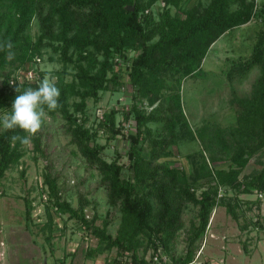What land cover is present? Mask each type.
<instances>
[{
  "label": "trees",
  "instance_id": "1",
  "mask_svg": "<svg viewBox=\"0 0 264 264\" xmlns=\"http://www.w3.org/2000/svg\"><path fill=\"white\" fill-rule=\"evenodd\" d=\"M229 1L212 0L207 7L203 8L200 4L186 9L185 18L177 14L173 16L167 8L157 20L152 13L144 14L157 0H58L53 6L58 30L54 31L52 27L55 16L45 15L43 32L34 42L28 30L40 8L39 0H0V42L12 41L15 56L10 61L16 64L0 84V116L5 111H11L16 96L25 89L37 88L46 76L55 77L61 93L60 107L50 111L48 116L57 118L62 115L71 126L74 142L85 159L99 169L108 187L110 205L122 212L121 226L116 235L107 231V225L103 228L96 226L95 218L88 219L85 215L88 199L82 198L79 206L73 207L63 198L58 177L49 170V166V172L44 176V186L52 206L60 213H69L70 218H77L87 229L86 234L94 232L103 243L93 251L92 256L116 247L117 256H125L131 251L133 264H151L146 256L150 247V254L162 249L170 256L171 261L164 264H194L216 207L224 206L236 221L240 220V214L246 215L244 204L248 209H252L253 205L261 208L264 201V171L251 178H241V174L252 155L264 148V27L259 31L252 55L234 62L228 73L233 81L235 77L245 76L255 66L260 68L251 94L234 97L238 120L232 129L204 125L196 128L195 132L184 111L180 93L182 78L197 76L201 72V60L211 44L224 32L254 18L264 22V1L256 6L253 0H242L241 6L234 11L229 10ZM180 2L165 0L167 5L174 4L179 8ZM157 34L158 39L153 41ZM56 40L60 43L55 49L61 52L64 67L69 62L77 64L75 77L79 82H65L64 73L59 70L48 72L34 67L44 60V46H50ZM89 45L103 51L102 61L85 51ZM72 48L78 51L76 60L70 52ZM127 48L139 50L126 66L136 89L135 97H148L151 104H158L152 112L133 105L137 132L129 134L130 147L126 153L116 151L117 158L108 161L102 155L104 146L90 144V138L96 134H91L86 127V101L90 96H98L99 90L107 88L106 74L113 66L111 59L116 52ZM85 60H89L87 66L83 64ZM98 62H101L99 71L92 73L91 67ZM7 63L6 51H0V66ZM26 66L34 69L35 79L11 84V77L19 68ZM176 73L177 77L174 76ZM168 76L175 77L174 84L166 80ZM75 87L84 90L81 101L75 103L73 112H70L69 97ZM116 113L114 109L106 113L104 123L114 134L121 132L115 125ZM160 119L165 120L164 127L169 136L153 137L152 129L147 125L151 120ZM186 132L194 140L199 137L203 145L197 153L188 156L194 166L191 173L178 166L158 162L160 157L169 154L175 136L180 138ZM13 135L28 134L19 128L11 131L0 129V183L7 171L25 155V146L11 141ZM42 137L43 131L40 130L31 137V141L34 150L47 157L42 148ZM146 141H149V147H145ZM122 157L128 159V165L119 161ZM227 159L230 162L226 167L216 165ZM44 186H41V190L45 193ZM199 189H203L200 195ZM243 193H256L257 197L253 201L244 200L241 197ZM189 201L198 208L197 222L189 229L185 251L177 256L171 254L170 246L183 229L182 210ZM25 204L27 221H32L33 201L26 199ZM49 216L52 223L53 218ZM260 217L258 214L257 218H249L240 226L242 232L264 230ZM140 236L146 239V247L138 259L135 250ZM249 241L250 237H247L243 248L251 255ZM117 258L115 261L124 262ZM60 264H65V261Z\"/></svg>",
  "mask_w": 264,
  "mask_h": 264
},
{
  "label": "rangeland",
  "instance_id": "2",
  "mask_svg": "<svg viewBox=\"0 0 264 264\" xmlns=\"http://www.w3.org/2000/svg\"><path fill=\"white\" fill-rule=\"evenodd\" d=\"M212 0H181L180 8L174 4L167 5L165 0H157L144 14L152 13L158 20L159 14L169 8L171 14L185 18L186 9L200 5L207 7ZM248 2L251 0H247ZM256 6H260L264 0H253ZM58 0H42L38 13L32 19L28 34L34 42L42 34L44 28L43 17L55 16L53 30H58V21L53 11V6ZM242 0H231L228 3L229 10L234 11L241 6ZM264 27L260 19H252L250 22L233 27L224 32L211 44L207 54L201 60L202 70L197 76L182 78L180 87L181 99L184 111L190 125L196 132V128L204 125L210 127L232 129L237 124V108L233 104L235 96L245 97L251 94L253 84L260 75V68L253 67L245 76L229 79L228 73L233 63L245 60L253 53V47L257 41L259 31ZM157 34L153 41L157 40ZM60 42L54 41L50 46H44V60L34 67L39 70L52 72L59 70L64 73V81L79 82L75 77L78 71L77 64L67 63L61 58V52L55 49ZM94 54L99 61L104 59L103 51H98L94 45H89L86 50ZM73 59L78 58V51L70 50ZM139 50L133 48L116 52L112 57L113 66L108 69L106 89L99 90L98 96H90L86 101L85 115L86 127L91 134L92 146H104L103 157L108 161L117 158L116 151L126 153L130 147L129 134L137 132V121L133 105L146 112H152L158 102L151 104L148 97L136 96V89L130 81L127 62L136 56ZM84 60V59H83ZM7 63L0 66V84L4 77L13 71L16 64H12L7 58ZM89 60L83 61L85 66ZM92 65V64H91ZM101 62L91 67V72L99 71ZM66 68V71H64ZM175 77L178 76L176 73ZM175 77H166L174 84ZM82 87H75L69 97V110L73 112L74 104L81 101ZM168 92V91H167ZM116 110L115 125L121 130L115 133L111 128L104 126L105 114ZM76 115H80L77 113ZM159 115V114H158ZM163 116V114H161ZM160 116V115H159ZM165 120H151L148 127L152 129V136L162 138L169 136L164 127ZM42 148L47 155H41L34 150L33 142L25 146V155L7 171L6 177L0 183V264H111L117 260H123L124 264H133L132 252L125 256H117V248L99 252L92 256L93 251L103 245L100 238L92 231L86 234L77 218H70L69 213H60L49 201L46 192L44 176L51 172L58 177V184L62 196L71 205L77 208L82 198L88 199L89 205L85 209L88 219L95 218V225L103 228L107 225V231L116 235L122 221V212L109 203L108 187L102 179L99 169L89 163L81 153L79 146L73 140L72 128L67 121L59 115L44 123L42 129ZM172 141V140H171ZM200 138L194 140L189 132L178 138L175 136L173 144L169 147V154L158 159L159 163L170 166H178L188 173L193 172L192 159L188 158L198 152ZM145 147H149L146 141ZM147 150L145 153L147 154ZM121 163L128 165V159L122 157ZM226 162L216 163L219 167H226ZM51 166V169H49ZM49 169V170H48ZM264 171V148L254 153L243 169L241 178H251ZM44 186L45 193L41 190ZM203 189L198 190V195ZM244 200L253 201L257 194H241ZM26 199L33 201L32 221H27ZM245 216L240 214V220L236 221L226 211L224 206L216 207L210 220V228L206 231L202 254L199 260L208 258L212 254L213 264H264V230L252 229L251 232L240 229L249 218L260 214L264 222V201L259 209L253 205L248 209L243 206ZM198 208L192 202L184 205L182 218L183 229L176 235L171 243V254L181 255L187 247V234L194 222H197ZM53 218L50 223V216ZM216 234V236L214 235ZM52 236V237H49ZM250 237L248 249L251 255L243 248L244 240ZM140 243L136 247L138 259L143 255L146 247V239L139 237ZM228 248V249H227ZM152 252L147 249L146 256ZM217 262V263H216Z\"/></svg>",
  "mask_w": 264,
  "mask_h": 264
},
{
  "label": "clouds",
  "instance_id": "3",
  "mask_svg": "<svg viewBox=\"0 0 264 264\" xmlns=\"http://www.w3.org/2000/svg\"><path fill=\"white\" fill-rule=\"evenodd\" d=\"M14 45L10 39L0 42V51H6L7 58L15 56ZM56 78L46 76L37 88H27L16 96L11 111L0 116V128L11 131L19 128L28 135H13V143L19 142L27 146L31 137L38 133L49 119L48 113L60 107V90L56 86ZM18 91V89H16Z\"/></svg>",
  "mask_w": 264,
  "mask_h": 264
},
{
  "label": "built area",
  "instance_id": "4",
  "mask_svg": "<svg viewBox=\"0 0 264 264\" xmlns=\"http://www.w3.org/2000/svg\"><path fill=\"white\" fill-rule=\"evenodd\" d=\"M36 75L33 68L26 66L24 68H19L16 73L11 77V84H15L16 81H33ZM1 129V128H0ZM260 197H263L262 194H259ZM204 241L202 244L201 249L198 251L195 260L193 261L194 264H213L212 260L209 258H205L203 260H199L202 250H203ZM147 259L150 261L151 264H164L166 262H170V256H168L162 249H159L154 254H149ZM111 264H124L121 261H115Z\"/></svg>",
  "mask_w": 264,
  "mask_h": 264
},
{
  "label": "crops",
  "instance_id": "5",
  "mask_svg": "<svg viewBox=\"0 0 264 264\" xmlns=\"http://www.w3.org/2000/svg\"><path fill=\"white\" fill-rule=\"evenodd\" d=\"M210 228V227H209ZM215 236H216V234H214ZM228 249V248H227ZM207 257L209 258V259H212V258H214V256L212 255V254H208L207 255ZM213 262V261H212ZM217 263V262H216ZM70 264V263H69ZM220 264H222V263H220Z\"/></svg>",
  "mask_w": 264,
  "mask_h": 264
}]
</instances>
